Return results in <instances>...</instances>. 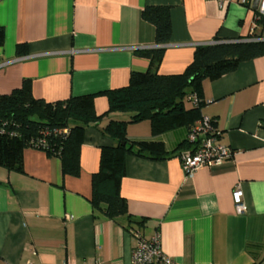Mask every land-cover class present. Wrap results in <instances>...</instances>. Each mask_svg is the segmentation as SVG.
<instances>
[{
    "label": "crops",
    "instance_id": "1",
    "mask_svg": "<svg viewBox=\"0 0 264 264\" xmlns=\"http://www.w3.org/2000/svg\"><path fill=\"white\" fill-rule=\"evenodd\" d=\"M247 3V4H245ZM0 0V93L30 79L32 93L46 101L99 93L128 83L149 60L137 50L154 46V26L141 17L147 5L169 7L171 36L164 45L160 74H176L192 60L197 45L246 39L264 29L254 23L253 0ZM27 53L16 54V45ZM202 114L220 131L219 142L233 154L220 165L184 173L174 155L185 126L152 135L148 120L127 125L130 140H157L174 153L162 160L126 154L120 193L128 213L112 220L93 212L91 175L110 112L86 127L80 174L62 175L58 157L28 147L23 171L0 166V264H131L135 231L158 233L162 253L178 264H264V54L240 62L215 80L203 82ZM97 114L107 111L105 95L94 97ZM238 186L245 204L236 211Z\"/></svg>",
    "mask_w": 264,
    "mask_h": 264
},
{
    "label": "trees",
    "instance_id": "2",
    "mask_svg": "<svg viewBox=\"0 0 264 264\" xmlns=\"http://www.w3.org/2000/svg\"><path fill=\"white\" fill-rule=\"evenodd\" d=\"M257 12L254 10V23L262 32L264 15ZM141 17L154 26V46L137 50L138 55L149 60V67L144 72H131L125 86L46 101L33 95L30 79H23L10 92L0 93V166L17 172L23 171V150L32 147L58 157L62 175L78 176L80 147L86 127L96 124L110 112L130 113L128 120L111 119L102 128L114 143L100 148L98 169L91 175L90 197L94 213L100 212L112 220L125 216L128 224H140L143 220L134 219L128 213L120 193L125 155L162 160L174 153L168 152L162 141L130 140L127 125L148 120L152 135L180 126L189 131L203 115V82L215 80L234 70L240 62L264 54V40L255 39L262 33L249 34L246 39L250 40L214 37L212 42L195 47L192 60L182 72L160 74L157 69L164 45L171 36L169 7L147 5L142 9ZM3 43L4 29L0 26V46ZM26 53L27 45L18 43L16 54ZM192 93L201 102L185 106L187 96ZM99 94L105 95L108 101L107 111L103 114H97L94 109V97ZM210 119L216 129L214 120ZM191 148L185 138L174 155L179 158L183 150Z\"/></svg>",
    "mask_w": 264,
    "mask_h": 264
},
{
    "label": "built area",
    "instance_id": "3",
    "mask_svg": "<svg viewBox=\"0 0 264 264\" xmlns=\"http://www.w3.org/2000/svg\"><path fill=\"white\" fill-rule=\"evenodd\" d=\"M241 1L246 2V0ZM257 11L260 15H264V0H259ZM187 100L194 106L199 102L194 93L189 94ZM210 122L209 116L202 115L187 133L186 139L191 143L192 148L183 150L179 156L186 176H191L201 166L220 165L233 154L232 149L219 142L220 133ZM232 200L236 211L243 212L245 210L242 191L238 186L234 187L232 191ZM134 235L137 242L132 249L131 264H178L171 257L162 253L158 233H155L151 238H145L137 231ZM26 264L35 263L29 261ZM63 264L71 263L65 262Z\"/></svg>",
    "mask_w": 264,
    "mask_h": 264
},
{
    "label": "water",
    "instance_id": "4",
    "mask_svg": "<svg viewBox=\"0 0 264 264\" xmlns=\"http://www.w3.org/2000/svg\"><path fill=\"white\" fill-rule=\"evenodd\" d=\"M259 0H253L252 9L257 10ZM244 40H250V39H244ZM257 40V39H256ZM264 40V39H260Z\"/></svg>",
    "mask_w": 264,
    "mask_h": 264
},
{
    "label": "rangeland",
    "instance_id": "5",
    "mask_svg": "<svg viewBox=\"0 0 264 264\" xmlns=\"http://www.w3.org/2000/svg\"><path fill=\"white\" fill-rule=\"evenodd\" d=\"M255 39H262V37H255ZM190 103H191L190 101L186 100L185 106H190L191 105Z\"/></svg>",
    "mask_w": 264,
    "mask_h": 264
},
{
    "label": "bare ground",
    "instance_id": "6",
    "mask_svg": "<svg viewBox=\"0 0 264 264\" xmlns=\"http://www.w3.org/2000/svg\"><path fill=\"white\" fill-rule=\"evenodd\" d=\"M253 13H254V12H253ZM257 13H258V12H257ZM198 98H199V97H198ZM200 102H201V101H200ZM200 102H199V103H200ZM190 104H191V103H190ZM191 106H192V105H191ZM197 107H198V106H197ZM201 108H202V107H201ZM198 109H199V108H198ZM203 115H204V114H203Z\"/></svg>",
    "mask_w": 264,
    "mask_h": 264
}]
</instances>
